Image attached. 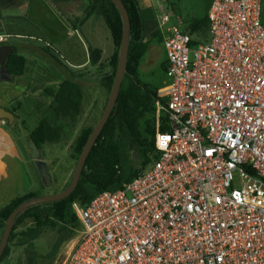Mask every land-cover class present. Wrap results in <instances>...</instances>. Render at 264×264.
Returning <instances> with one entry per match:
<instances>
[{
  "label": "built area",
  "instance_id": "2783aa9c",
  "mask_svg": "<svg viewBox=\"0 0 264 264\" xmlns=\"http://www.w3.org/2000/svg\"><path fill=\"white\" fill-rule=\"evenodd\" d=\"M262 4L212 0L210 39L196 44L189 29L160 26L169 84L157 94V158L73 204L63 264H264Z\"/></svg>",
  "mask_w": 264,
  "mask_h": 264
},
{
  "label": "trees",
  "instance_id": "16d2710c",
  "mask_svg": "<svg viewBox=\"0 0 264 264\" xmlns=\"http://www.w3.org/2000/svg\"><path fill=\"white\" fill-rule=\"evenodd\" d=\"M51 1L55 5L62 2L88 1L90 5L84 17L75 21L79 23V25L85 24L96 12H99L104 18L111 32L116 49L114 55L110 59V66L113 71L112 75L102 80V86L107 90L109 98L118 67L120 45L123 36V21L119 10L112 0ZM122 1L128 10L132 31L127 60V73L122 84L116 107L88 157L75 192L66 200L38 205L28 209L16 223L10 242L17 238H21L20 240L22 243H28L40 237L43 231L48 227H59L60 231H65L69 228L75 229L78 220L73 211L74 203L79 202L84 207L98 194L105 191H117L125 183L131 182L138 175L140 170L126 174L121 168L123 156L127 151L137 150L141 154L143 169L152 162V159L157 158L155 148V112L159 90L152 91L139 80L141 61L147 54L150 44V41H146V18L139 0ZM72 25L74 27L76 26L74 22H72ZM205 29L209 30L208 15L202 19L194 20L189 26L192 36L203 32ZM160 36L161 33H157L155 38L157 37L160 39ZM196 43L197 41L193 38V44ZM14 50V53L10 54L6 64L8 73L12 77L11 83H13L16 78L24 75L26 64L25 57L19 53L16 47H14ZM33 50L40 54V57L53 71L63 77V82L57 90L53 88L44 89V92L52 97L53 101L41 123L30 131V140L37 144L42 153L45 145L58 143L65 138L67 124H65L64 121H75V119L81 115L84 92L83 86L78 80V76L51 54L49 49L35 47ZM89 53L91 64L94 66L100 64L102 52L98 49L90 48ZM44 55H46V59ZM165 68L166 64L163 65L164 70ZM0 83L2 82L0 81ZM7 109L13 112L16 117L14 125L11 126L6 123L7 127L11 129L15 127L21 117L17 108L10 107ZM92 130L93 128L90 127L81 132L75 147L76 161H78ZM70 181L65 188H67ZM39 195L40 193L30 190L18 196L11 203L2 208L0 210V232L4 229L9 216L19 205ZM29 219L34 222V227L22 233L21 237H19L17 234L18 228ZM10 242L0 264L10 256Z\"/></svg>",
  "mask_w": 264,
  "mask_h": 264
},
{
  "label": "crops",
  "instance_id": "0c3cea01",
  "mask_svg": "<svg viewBox=\"0 0 264 264\" xmlns=\"http://www.w3.org/2000/svg\"><path fill=\"white\" fill-rule=\"evenodd\" d=\"M89 5L88 1L55 5L51 0H0V39L10 42L26 59L23 76L13 83H0V107L17 108L23 127L15 132L0 121V210L32 190V171L24 157L23 147L29 151L28 146L32 142L30 131L41 123L53 101L44 89L57 90L63 82V77L35 54L33 48L40 46L32 41L50 39L51 44L47 43L44 48L50 53L52 48L55 51L53 55L59 61L64 60V65L78 76L83 87L93 88L102 84L103 78L112 75L110 59L116 49L102 15L96 12L83 25L75 22L84 17ZM149 11L153 17L156 10L150 8ZM157 33H161L160 26L152 29L154 37ZM160 39L164 47L162 33ZM90 48L102 52L100 64H91ZM164 51L166 54L165 48Z\"/></svg>",
  "mask_w": 264,
  "mask_h": 264
},
{
  "label": "rangeland",
  "instance_id": "374dc122",
  "mask_svg": "<svg viewBox=\"0 0 264 264\" xmlns=\"http://www.w3.org/2000/svg\"><path fill=\"white\" fill-rule=\"evenodd\" d=\"M139 3L146 18L147 39L150 41L149 50L141 61L139 80L148 89L154 91L168 85L169 80L163 69L166 60L164 47L161 40L151 34L152 29L155 26L159 27L162 25L164 29L179 27L187 31L194 20L207 16L211 0H139ZM150 8L156 10L153 17H150ZM262 8L264 23V2ZM164 15H168L169 21L163 24L162 19ZM193 38L197 42L209 40L210 34L208 29L194 35ZM32 42L42 48L46 47L47 43L51 44L50 39H35ZM51 54H55L52 48ZM44 58L46 59V55H44ZM60 62L65 64L64 60ZM83 92L84 100L81 115L75 121H64L67 124L65 138L58 143L45 145L42 150V160L46 163L51 177L50 186L45 185L36 166H34V161L30 158L29 146V151L26 147H23L25 151L24 157L27 159L32 171L34 181L32 190L40 193V195H53L64 190L77 164L75 147L81 132L86 128H94L105 109L108 101V92L101 83L95 85L93 88L83 87ZM29 124L31 127H34L32 122H29ZM22 128L20 119L15 127L11 129L16 132ZM121 168L126 174L143 169L141 154L137 150L127 151L123 156ZM33 227L34 222L30 219L26 220L18 228V236L21 237L22 233L29 231ZM20 239L17 238L10 242V256L2 264H63L76 241V232L70 228L60 231L59 227H48L40 237L28 243H22Z\"/></svg>",
  "mask_w": 264,
  "mask_h": 264
},
{
  "label": "water",
  "instance_id": "95a60500",
  "mask_svg": "<svg viewBox=\"0 0 264 264\" xmlns=\"http://www.w3.org/2000/svg\"><path fill=\"white\" fill-rule=\"evenodd\" d=\"M113 3L116 5L117 9L121 14V18L123 21V36L122 42L120 45V52H119V61L118 67L113 83V87L108 98L107 104L105 109L97 122L96 126L93 128L92 133L87 140L83 151L77 161L74 173L72 175V179L62 192L53 194V195H39L36 197H32L21 205H19L9 216L8 220L6 221L5 227L1 232L0 235V261L3 258L5 251L9 245L11 235L14 231V227L18 222L19 218L30 208H33L38 205H45L49 203L59 202L66 200L69 198L77 189L80 179L82 177L85 165L87 163L88 157L96 145L99 137L101 136L106 124L108 123L119 98L122 84L127 73V60H128V53L130 48V39H131V20L128 13V10L123 3L122 0H112ZM13 46H4L0 50V81L1 82H11L12 77L9 75L8 70L5 68L7 57L10 54L14 53ZM0 121L7 122L9 125H14L16 122V117L13 112L10 110L0 107ZM30 148V158L35 162L37 170L42 178L43 182L46 186H50L51 184V177L48 171V167L46 163L42 160V154L37 146V144L32 141L29 145Z\"/></svg>",
  "mask_w": 264,
  "mask_h": 264
},
{
  "label": "flooded vegetation",
  "instance_id": "af4514ba",
  "mask_svg": "<svg viewBox=\"0 0 264 264\" xmlns=\"http://www.w3.org/2000/svg\"><path fill=\"white\" fill-rule=\"evenodd\" d=\"M13 46L10 42H8V41H4V42H2V43H0V50H1V48L2 47H4V46ZM10 56V55H9ZM9 56L7 57V61H8V58H9ZM7 61H6V64H7ZM2 66H1V64H0V68H1ZM5 68H6V65H5ZM7 69V68H6Z\"/></svg>",
  "mask_w": 264,
  "mask_h": 264
}]
</instances>
